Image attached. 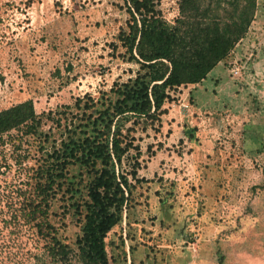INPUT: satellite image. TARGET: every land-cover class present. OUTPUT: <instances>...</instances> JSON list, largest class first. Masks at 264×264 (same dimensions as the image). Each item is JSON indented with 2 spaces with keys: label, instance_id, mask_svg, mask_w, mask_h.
Listing matches in <instances>:
<instances>
[{
  "label": "rangeland",
  "instance_id": "374dc122",
  "mask_svg": "<svg viewBox=\"0 0 264 264\" xmlns=\"http://www.w3.org/2000/svg\"><path fill=\"white\" fill-rule=\"evenodd\" d=\"M158 8L186 35L199 17L250 23L201 82L171 92L158 129L135 131L147 181L105 238L109 264H264V0L246 12L179 0ZM127 18L123 0H0V110L31 99L40 120L35 133L0 136V264H83L76 241L92 174L68 166L43 200L37 169L79 121L77 98L101 100L134 76L117 45ZM35 203L43 213L23 215ZM54 239L65 261L48 253Z\"/></svg>",
  "mask_w": 264,
  "mask_h": 264
},
{
  "label": "trees",
  "instance_id": "16d2710c",
  "mask_svg": "<svg viewBox=\"0 0 264 264\" xmlns=\"http://www.w3.org/2000/svg\"><path fill=\"white\" fill-rule=\"evenodd\" d=\"M197 2L241 6L245 12L256 4V0H179V5ZM123 3L128 18L117 34V45L126 60L137 65L134 76L113 83L108 91L112 95H102L101 100L77 98L76 106L83 108L79 121L65 127L66 138L46 152L37 169L36 188L43 200L54 184L67 177L68 166L79 164L92 174L85 184L81 235L76 241L83 264H109L105 238L124 216L127 220L135 185L147 181L138 176L141 151L135 131L158 129L167 112L164 104L173 99L171 92L201 82L245 37L250 23L246 16L199 17L186 35L181 34L178 18L171 23L162 16L160 0ZM39 124L31 99L0 110V136L14 129L35 133ZM30 205L23 215L35 218L43 213L40 203ZM67 250L66 244L54 239L48 253L65 261Z\"/></svg>",
  "mask_w": 264,
  "mask_h": 264
},
{
  "label": "built area",
  "instance_id": "2783aa9c",
  "mask_svg": "<svg viewBox=\"0 0 264 264\" xmlns=\"http://www.w3.org/2000/svg\"><path fill=\"white\" fill-rule=\"evenodd\" d=\"M233 71L237 72V70H236V69H233Z\"/></svg>",
  "mask_w": 264,
  "mask_h": 264
},
{
  "label": "crops",
  "instance_id": "0c3cea01",
  "mask_svg": "<svg viewBox=\"0 0 264 264\" xmlns=\"http://www.w3.org/2000/svg\"><path fill=\"white\" fill-rule=\"evenodd\" d=\"M219 64V63H218Z\"/></svg>",
  "mask_w": 264,
  "mask_h": 264
}]
</instances>
